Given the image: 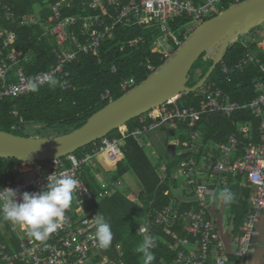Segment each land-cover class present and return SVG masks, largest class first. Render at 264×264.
Returning <instances> with one entry per match:
<instances>
[{
	"label": "trees",
	"instance_id": "1",
	"mask_svg": "<svg viewBox=\"0 0 264 264\" xmlns=\"http://www.w3.org/2000/svg\"><path fill=\"white\" fill-rule=\"evenodd\" d=\"M2 1L7 3L15 14L12 21H0L1 29L15 34V40L13 44L5 48V54L14 49L20 56L19 64L23 66L27 75L31 76L47 70L50 65L55 63L52 53L54 41L47 30L48 27L53 26L55 21L49 8L55 0ZM85 1L87 2V0ZM224 3L226 8L233 1L225 0ZM77 8L79 7L65 9L64 14L77 15L80 13ZM102 9L108 14H112V9L106 6H103ZM101 12L103 11L101 10ZM206 19L209 18L197 21L184 14L178 15L168 23V33H164V35L160 28L154 24L147 26L136 20L118 23L113 30L112 37L101 42L97 55L80 54L76 60L65 67L70 73V88L62 90L58 81H55L31 90L18 98L9 97L0 100V130L22 136L23 134L20 132H23L27 127H32L40 134L37 136L45 137L48 134V137L65 134L80 127L93 113L125 92L121 89L123 81L134 78V84L139 83L166 59L157 51H152L151 48L156 39L160 38L164 46L172 47L174 51L178 46L170 35L172 34L176 40L182 42L196 27L195 25L187 28V23L189 24L192 20L198 25ZM1 43L2 40H0ZM244 53L245 51L239 43L230 45L223 62L229 66L233 65L243 57ZM257 57V61L247 65L243 71L231 72L229 81H226L225 75L221 73L220 65H218L202 86V90L200 88L178 98L177 104L180 107L198 106V101L203 97L202 91L212 82L216 84L217 88L228 92L234 100L241 102L252 100L257 96V91L254 88L255 81H264V72L259 68V64H264V51L257 50ZM210 65V60L204 61L200 56L189 71L187 85H194ZM150 67H153V70ZM10 68L9 81H14V64H10ZM107 91L108 97L102 98V95ZM260 120V116L243 110L237 111L231 117L220 113L204 114L193 129L187 128L186 122L180 121L162 124L152 130L166 128L167 137L171 138L170 140H177L178 144L168 145V148H165V153L160 155L152 153L151 148V154L147 152L144 142L140 144L132 135L121 138L118 129L108 133L106 137L110 139L121 138L120 148L123 151V157L118 162L112 165L104 163L107 167L105 173L109 181L115 182L122 179L127 172L133 171L142 184L140 191L133 195L129 191L130 189L123 188V185L119 189H113L109 183L104 184L101 173L92 163H87L82 167L80 177L87 185L92 198L83 204V208L94 215L102 214L111 225L113 239L111 245L104 249L108 257L114 258L117 245H120L125 264H143L141 254L137 253L135 249L143 241L144 235H150L156 243L152 249L155 256L152 264H161L164 261L172 262L176 255L174 248L176 241L172 236V230L170 233H166L163 226L154 224L153 214L168 207L173 208L170 209V213H173L176 208L179 209L177 212H180L195 206L194 201L176 202L174 191L181 188L182 185L181 176L176 177L175 173L182 161L188 155L197 162L211 157L213 160L215 156L217 157V153L210 152L207 145L226 143L228 137L237 132L238 126L243 123L253 125V134L250 139H245L246 142L258 141ZM125 125L129 131L141 127L138 117L129 120ZM193 131L199 133L201 142L205 146L201 147L198 152L183 154L181 153L185 148L183 142L190 139ZM100 146L101 140H96L61 159L69 163L68 156L73 155L76 158H81ZM172 148L173 151H170ZM39 163L43 164L42 166L46 170L49 161L27 163L12 158H0V183L3 184L15 176L12 171L14 164L24 166ZM162 164H164L163 171ZM207 174L212 177L209 171ZM225 185L226 189H229L233 194V199L230 200L233 222L235 229H239L250 209L248 201L251 193L250 185L242 175L237 173L227 174ZM105 187H111V193L104 198H98V193ZM3 224L6 231H0L1 240L4 243L11 242L8 246L12 245L15 250H18L19 242L12 237L6 220ZM138 228L146 229V232L138 231ZM172 229L178 237L187 236L180 224L175 225ZM10 236L9 242L7 237ZM231 260L235 261V258L232 257ZM0 264L4 263L0 261ZM205 264L211 263L208 260Z\"/></svg>",
	"mask_w": 264,
	"mask_h": 264
},
{
	"label": "built area",
	"instance_id": "2",
	"mask_svg": "<svg viewBox=\"0 0 264 264\" xmlns=\"http://www.w3.org/2000/svg\"><path fill=\"white\" fill-rule=\"evenodd\" d=\"M225 0H55L49 6L54 18V24L47 28L54 41L52 53L55 63L43 72L27 75L23 66L19 64L20 56L12 49L5 54V48L13 44L14 33H8L0 28V100L4 98H18L26 95L31 90L40 86L58 81L59 87L66 90L71 87L70 73L65 67L72 63L78 55H97L101 42L111 38L113 30L118 23L136 20L150 25L154 24L163 33H168V23L178 15H186L193 20L201 21L210 18L225 9ZM237 3L240 0H231ZM232 3V4H233ZM112 9L108 14L102 8ZM79 7V14H64L65 9ZM101 10L103 12H101ZM15 14L12 8L0 0V21H12ZM249 34V33H248ZM246 34L237 41L245 53L233 65L220 61L221 73L226 81L230 80L233 71H243L250 63L257 61V50L264 51V38L258 39V32L251 34V39ZM176 45L181 41L170 35ZM152 51H157L167 58L173 49L164 46L160 38L152 45ZM10 64L15 66V80L9 81ZM264 72V64H259ZM153 70V67H150ZM113 70H115L113 68ZM232 72V73H231ZM134 78L122 82L121 89L127 91L134 86ZM35 85V88L33 87ZM257 96L248 102H241L231 98L228 92L216 87L212 82L202 91L203 97L198 101V106L180 107L177 99L168 100L159 107L150 110L138 117L140 128L129 131L127 126L119 128L121 138L134 136L143 144V136L153 128L174 121L186 122L187 128L193 129L202 115L207 113H220L231 117L237 111L248 110L260 116L258 128L259 139L256 142H246L253 134L252 125L243 123L238 126V131L232 133L226 143L208 144L210 152L217 153V157L203 161L209 168L211 175L218 176V183L225 184V173H238L244 175L250 185V209L240 227L236 239L237 250L234 264H243L245 257L253 250V235L260 214L264 210V81L254 83ZM108 97V91L102 98ZM121 138H101V146L93 149L91 153L81 158L73 155L67 157L69 163L58 158L49 161L45 171L36 170V175L31 179L20 177L23 166L14 164L12 171L14 177L0 183V189L10 187L18 193L36 192L47 184V177L51 174L71 176L78 180V187L74 191L73 200L65 210L64 219L59 227L49 235L45 241H36L25 235V229L12 225L6 221L9 230L14 233L19 242V249L8 246L0 238V261L4 264H125L123 250L117 245L114 258L108 257L105 250L100 248L95 238V227L92 222L94 214L84 210L83 204L91 200L89 189L81 179L82 167L87 163H94L96 156L106 165H112L123 157L120 148ZM183 154L198 152L205 145L201 142L198 132L193 131L190 139L183 142ZM212 156V155H211ZM198 162L190 155L186 156L179 166L176 176H186L187 184L195 192V206L180 212L170 213V208L153 214V222L163 226L166 233L173 225H182L187 236L175 238L174 248L176 255L172 262L161 264H205L210 257L214 264H231L225 245L219 238L217 226L210 217L205 193H210L207 183L199 181L202 178L198 171ZM204 173V172H203ZM204 180V179H203ZM113 189L122 186L121 179L109 182ZM111 187H105L98 193V198H104L111 193ZM19 199V197H18ZM0 222L4 223L2 215ZM11 248V249H10Z\"/></svg>",
	"mask_w": 264,
	"mask_h": 264
},
{
	"label": "water",
	"instance_id": "3",
	"mask_svg": "<svg viewBox=\"0 0 264 264\" xmlns=\"http://www.w3.org/2000/svg\"><path fill=\"white\" fill-rule=\"evenodd\" d=\"M263 24L264 0H241L229 5L199 23L144 80L93 113L80 127L48 137L0 130V158L29 163L65 157L168 100L195 92L223 60L228 47ZM200 56L204 61L210 60L211 65L194 85L188 86L189 71Z\"/></svg>",
	"mask_w": 264,
	"mask_h": 264
},
{
	"label": "clouds",
	"instance_id": "4",
	"mask_svg": "<svg viewBox=\"0 0 264 264\" xmlns=\"http://www.w3.org/2000/svg\"><path fill=\"white\" fill-rule=\"evenodd\" d=\"M33 87L35 88V85ZM176 144L178 141L174 145ZM47 181V184L36 192L18 193L10 187L0 189V215L3 219L25 229L26 236L41 242L45 241L63 221L65 210L70 207L79 183L77 179L64 174L58 176L51 174L47 177ZM220 196L225 202L233 199L229 189H224ZM91 220L99 247L108 248L113 239L110 223L98 213ZM141 231L146 232V229ZM155 246L154 239L150 235H144L143 241L135 249L141 254L143 264H152L155 259L152 249ZM230 261L235 262L236 256L235 261L231 259Z\"/></svg>",
	"mask_w": 264,
	"mask_h": 264
},
{
	"label": "crops",
	"instance_id": "5",
	"mask_svg": "<svg viewBox=\"0 0 264 264\" xmlns=\"http://www.w3.org/2000/svg\"><path fill=\"white\" fill-rule=\"evenodd\" d=\"M158 136L159 135H157V133H156L155 135L152 136V139L157 141L159 139ZM144 137H143V139H144ZM170 141H174V140H170ZM143 142L144 143L146 142L147 144L150 145V148L152 149L151 150L152 153L154 152L155 155H160V153H158V151H157V148L154 146V144L151 143V141H149L148 137L146 139H144ZM92 164H95V162ZM197 167H198V171L202 173L200 175H202V178L204 180L201 179L200 177H197V179L201 182L204 181L205 183H207L209 189L211 190V192H210L211 196L209 197V203H208V206H209L208 209H209L210 217L212 218V220L214 221V223L217 226V233L219 235V238L224 243L227 253L229 254L228 258L229 259H232V257L235 258V253L237 250L236 239L240 233V230H239L240 228L235 229V227H234L233 215H232V206L230 204V201L225 202V200H223L220 196V193L224 189H226V185L218 183L219 178L217 175H215L214 177L213 176L211 177L209 174H207L209 171V168L206 164H203V162H198ZM97 170L101 173L103 183L108 184L110 181H109V178L107 177V174L105 173V171L102 170L103 171L102 172L99 169H97ZM163 170H164V164H162V171ZM227 174H230V173H225L224 178ZM242 176L244 177V175H242ZM244 179H245V177H244ZM121 181H122L123 188L126 187V189H130L129 191L133 195L137 194L140 191V189L142 188L141 182L137 179V177L133 171L127 172L123 176ZM181 185H182L181 188L174 191L175 197L177 199L176 202H178V203L183 201V200L178 199V197L180 195V191H184L183 185H185V183L183 182ZM191 189L193 191V188H191ZM250 192H251V190H250ZM193 201H195V198L193 200L186 201V202H193ZM232 202L234 203L233 200H232ZM170 209H173V208H170ZM178 210L179 209L176 208L175 212H177ZM176 226H178V225H176ZM172 227H175V225H173ZM172 227H170L169 230L170 231L172 230L171 231L172 234H176L173 232ZM209 261L211 264H214V258L213 257H210ZM230 263L234 264L233 262H230ZM243 264H264V210L260 214L259 222L255 228V231H254L253 250H252V252H250L245 257Z\"/></svg>",
	"mask_w": 264,
	"mask_h": 264
},
{
	"label": "rangeland",
	"instance_id": "6",
	"mask_svg": "<svg viewBox=\"0 0 264 264\" xmlns=\"http://www.w3.org/2000/svg\"><path fill=\"white\" fill-rule=\"evenodd\" d=\"M197 26V22L195 21H190L189 24L187 23L186 27L187 28H190V27H193V26ZM148 26V25H147ZM150 29V28H149ZM255 32H258V39H262L264 38V24L255 28V29H252L251 32L246 36V38L248 39H251V34L252 33H255ZM164 35V33H163ZM54 47V46H53ZM205 87V86H204ZM203 89V87L201 88V90ZM145 115V114H144ZM162 128V127H161ZM166 128L164 129H159L157 131L155 130H152L150 132L147 133V137L149 138V141H151L152 144H154V146L157 148V151L158 153L160 154H164L166 149L165 148H168V145H173L176 143L177 140H174V141H170L171 138H168L167 137V131L165 130ZM21 134H23L22 136H25L28 134V136H32V137H42V136H37V135H40L37 133L36 129L34 128H30V127H27L23 132H20ZM157 133V135H159V139L156 141L154 139H152V136L155 135ZM48 134H46L45 137H47ZM21 136V135H20ZM144 137V139H146L147 137ZM143 139V140H144ZM144 147L145 149L147 150V152H150V145L146 144V142L144 143ZM152 150V149H151ZM170 151H173V148L170 149ZM151 154V152H150ZM153 155V154H152ZM94 162L95 164L94 167H96L97 169L99 170H104L105 172H107V167L106 165L104 164V162L100 159V157L96 156L95 159H94ZM43 164L39 163V164H35V165H24L23 166V174L20 175V177H23L24 179H31L33 178L35 175H36V170H39V171H45V169L43 168L42 166ZM103 172V171H102ZM98 174V173H96ZM180 182L181 184L184 182L185 185H183V191H180V195L178 197L179 200H183L182 202H186V201H190V200H193L194 198H196L195 196V192L193 191L192 192V187L190 185L187 184V179H186V176L182 175L181 176V179H180ZM211 196V193H205V197H206V202L209 203V197ZM257 226V225H256ZM138 231H141L140 228L137 229ZM0 231H6L4 229V224L2 222H0ZM12 237L16 238L14 233H12ZM9 239V242H10V237H7ZM11 243V242H10ZM10 243H7V244H10Z\"/></svg>",
	"mask_w": 264,
	"mask_h": 264
},
{
	"label": "bare ground",
	"instance_id": "7",
	"mask_svg": "<svg viewBox=\"0 0 264 264\" xmlns=\"http://www.w3.org/2000/svg\"><path fill=\"white\" fill-rule=\"evenodd\" d=\"M253 126V125H252Z\"/></svg>",
	"mask_w": 264,
	"mask_h": 264
}]
</instances>
